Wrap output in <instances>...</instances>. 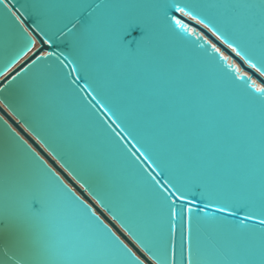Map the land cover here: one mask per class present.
Segmentation results:
<instances>
[{"label":"water","instance_id":"95a60500","mask_svg":"<svg viewBox=\"0 0 264 264\" xmlns=\"http://www.w3.org/2000/svg\"><path fill=\"white\" fill-rule=\"evenodd\" d=\"M0 264H264V0H0Z\"/></svg>","mask_w":264,"mask_h":264}]
</instances>
